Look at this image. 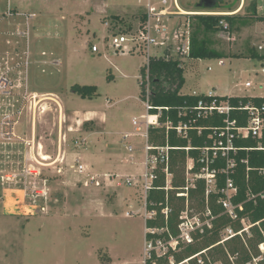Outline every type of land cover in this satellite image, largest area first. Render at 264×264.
<instances>
[{"label": "rangeland", "instance_id": "374dc122", "mask_svg": "<svg viewBox=\"0 0 264 264\" xmlns=\"http://www.w3.org/2000/svg\"><path fill=\"white\" fill-rule=\"evenodd\" d=\"M199 1L168 0V5L190 12ZM253 1L222 0L221 7L213 11L232 9L234 14H244L252 10ZM148 2L160 4V0H0V65L8 60L7 74L13 73L16 85L18 69L11 58L15 53L19 58L26 46L29 57L27 83L13 89L14 99L0 100V112L7 104H16L7 105L22 110L16 134L34 143L33 158L28 160L22 157L21 139L12 147H0V264H144L146 195L138 182L144 169V138H136L138 131L132 121L146 112L139 85L146 55L116 50L107 37L128 26L135 29ZM256 4L257 12L264 16V0ZM8 7L17 14L5 15ZM25 13H34L27 25ZM114 13H125L123 21L111 23L108 15ZM178 16L170 14L169 24L186 17ZM187 16L193 26L195 18ZM16 30L26 33L17 35ZM220 31L205 37L221 54L230 44L235 54L249 55L252 49L264 53L263 22L236 20ZM91 44L99 51H91ZM175 50L173 44L172 56H177ZM150 53L163 54V47H153ZM178 57L184 76L181 93L212 90L219 96L264 95V60L229 54ZM247 81L251 86L245 88ZM73 84L95 85L97 93L83 98L71 91ZM24 91L29 92L28 98L22 96ZM34 91L45 94L36 106L30 97ZM95 109L104 113V130L94 129L95 119L78 125L75 111ZM124 133L131 134L124 139ZM129 144L136 149L129 151ZM97 149L107 150L112 163L81 158L83 152L92 155ZM40 151L47 154L48 165L35 162ZM128 154L136 159L121 161ZM26 166L37 174L26 173L22 180L6 177ZM128 175L134 176L131 184L125 181ZM42 187L43 194H37ZM9 209L17 212L8 214ZM192 212L202 216L195 207Z\"/></svg>", "mask_w": 264, "mask_h": 264}, {"label": "built area", "instance_id": "2783aa9c", "mask_svg": "<svg viewBox=\"0 0 264 264\" xmlns=\"http://www.w3.org/2000/svg\"><path fill=\"white\" fill-rule=\"evenodd\" d=\"M173 7L168 5V0H160V4L158 6H154L151 3H146L145 5V20L138 23V26L135 29H130L128 31H116L110 34L108 40L110 41L109 46L113 47L116 50H121L122 52H132L138 53L142 52L146 55V61L149 56H152L150 53V49L153 47H163V54L173 55L171 54L172 45L176 44L177 56L186 57L190 52L191 47V34H192V23L191 20L188 19V14H221L228 13L232 14L233 12H219V11H190L186 12L179 8L172 9ZM173 10V11H171ZM12 9L8 7L5 15H11ZM170 14L178 15H186L182 20L178 19V23L169 24ZM34 13H25L24 14V23L27 25L29 18L33 17ZM179 17V16H178ZM173 18V17H172ZM223 28L227 29L228 25L225 22H221ZM106 26L109 25L108 22L104 23ZM17 31V30H16ZM17 35H23L26 33H20L19 31L15 32ZM106 38V39H107ZM91 51L98 52L99 48L95 44H91ZM261 48V46L259 47ZM21 56L18 58V53L14 62L15 67L18 69L17 73V81L18 85L15 84V81L12 79L11 75H8L9 72L7 69L8 60H4V65H0V100H4V98L14 99L12 97L13 89L15 87H22L21 82L27 83V72L29 67V57H28V49L23 50ZM175 57V56H174ZM2 61V60H0ZM145 61V62H146ZM6 66V69L3 67ZM262 72H264V67L262 68ZM146 79L148 77L146 76ZM245 86H251V82H245ZM20 91V90H18ZM22 91V90H21ZM21 93V92H20ZM148 88H146V100L145 109L146 112L140 115L141 121H138L136 117H133V125H135V129L139 132L141 130L140 124L143 125V131L141 132V136L144 138L143 143V152H144V169L143 172L139 176L140 186L143 187V192L147 195L148 190L151 188L153 179L157 176V171L160 170L164 174V189L171 188V180L172 173L169 170V150L171 147L168 144L159 145L155 143L149 142V134L148 130L150 127L152 128H163L165 130V134L168 135L170 130H173L176 136L181 138H187L189 136V130H196L197 134H201L203 129L207 127H202L195 125L196 121L202 118H207L214 113L223 115L222 124L219 126H211L208 129L209 134L208 138L211 139L210 144H206L200 147H194L195 150H198L199 157V167L197 170H194V159L187 157L186 166H185V186L183 187V192L177 193L178 196H184L187 198L188 189L195 187V183L197 180L202 179L205 184V199H208V196L211 192H219L221 194L218 199V203H220L224 209V213L231 218L232 220L238 219L236 208H241L242 203L234 204L232 202V197L237 193V186L234 183L231 175L234 173L237 160L236 155L237 152L241 149H246L245 147H238L235 144L236 139L243 138H260L264 132V105H255L252 101H247L243 103L239 101L237 105H232L228 98H219V95H216L212 91L207 93H202L203 95L210 98V100L200 99L190 109L188 106H184L179 108L178 116L181 117L176 124H174L171 120H166L161 122L159 120L162 111L169 110L167 106H156L153 107L152 104L148 101ZM29 92L24 91L23 97H27ZM32 98L35 100L34 103L38 105L40 102L44 100L45 94H38L32 92L30 94ZM22 101L21 98H18ZM3 102V101H2ZM9 106H13L16 104H7ZM5 105V109L0 112V147H4L5 149L13 146V142L16 139H21V143L24 146V154L23 158L25 160L30 159V152H32L33 148V139H25L16 134V128L18 123L19 114H21V109H14L12 107H8ZM40 107V106H39ZM43 104H41V109ZM154 109L155 112L151 113L150 110ZM233 110L243 111L246 113V122L244 125H240L237 123V119L231 118V112ZM189 112H193L188 115ZM183 118H186L184 120ZM126 136V135H125ZM125 138V137H124ZM40 145H38L39 147ZM30 148V150L28 149ZM185 151H188L192 147L190 143L188 146L182 147ZM261 148V147H260ZM136 147H133L129 144L128 150L133 151ZM40 159H35L41 166L48 165L45 163L47 159V154H41L37 152ZM132 157V155H130ZM33 158V157H32ZM218 159L223 160V166L216 167L214 166ZM37 174V171L31 170L28 166L24 167L22 171L15 172L13 174L6 175L7 178H18L19 180L26 179L27 174ZM224 174L225 175V184L221 188H217V175ZM134 176H126V183L131 184ZM98 185V182H95ZM37 194L44 192L42 190L36 191ZM246 197L248 200H252L254 203L256 202V198H264V190L258 193H253L250 190L246 192ZM146 203V199H145ZM145 207V217L153 218L156 215L155 210H147ZM168 208L162 209V213L167 218ZM179 222L177 224L178 234L175 237L170 236L169 239H164L161 237L146 239L145 238V257L151 258L152 252L155 253L156 256H166L169 250L175 251L179 249L180 245H187L193 243V234L196 232L203 233L204 227H211V219L213 218L210 215V211L206 206L204 212H202V216L197 213L192 212V208L189 207L188 200L186 199L184 209L180 212ZM144 220V221H145ZM239 222L241 223L242 228L239 230H234L231 226H227L220 231V240L218 243H224L225 241L239 236L243 241H245V237L251 236V227L257 226L259 232L261 234L262 240L257 244L259 254L257 256H252L250 260L246 262V264H261L260 262L264 259V228L260 225V221H256L254 223L250 222L247 217H240ZM145 235L147 233L156 234L161 233L164 229L157 227H145ZM202 253L205 254V258L201 255V252L196 253L189 258L175 263L172 256H169L170 264H183L189 263L190 259H196L197 264H218L219 260H212L206 253V250H202ZM237 257V254L234 256L229 255L230 261L234 264V259ZM221 262V261H220ZM221 264V263H220Z\"/></svg>", "mask_w": 264, "mask_h": 264}, {"label": "trees", "instance_id": "16d2710c", "mask_svg": "<svg viewBox=\"0 0 264 264\" xmlns=\"http://www.w3.org/2000/svg\"><path fill=\"white\" fill-rule=\"evenodd\" d=\"M214 2L212 8L205 6V1H199L196 3L197 9L195 11H213V8L221 7L222 0H210ZM257 0L252 2V10L245 12L244 14H194L195 18L194 29L191 34V47L190 52L186 56L187 58H220L223 54L209 46V40L205 35L208 32L223 30L221 22H225L228 28L232 27L236 20H255L264 22V16L259 14L256 10ZM230 7V6H228ZM232 9L223 10L230 12ZM219 11L220 10H215ZM111 23L122 22L123 17L120 15H110ZM139 22L145 20V13L142 12L138 15ZM131 27L123 29L122 31H128ZM242 56V55H237ZM250 57H257L260 60H264V53L258 54L255 50L249 53ZM146 76L148 79H146ZM184 84L182 60L178 56H171L165 54L149 56L143 66L140 67L139 85L141 87L140 96L143 100H146V88H148V101L153 107L167 106L169 110H163L159 118L161 122L171 120L176 124L181 117L178 116L179 108L184 106L192 107L196 105L198 100H210L209 97L202 93H181L180 89ZM71 91L77 93L81 97L91 98L96 95L97 87L95 85H79L73 84ZM219 98H228L232 105H237L239 101L243 103L252 101L253 104L259 106L264 105V96H220ZM151 113L155 110L152 108ZM193 112L188 111V115ZM231 118L237 119V123L244 125L246 122V113L243 111L233 110L231 112ZM186 120V118H183ZM223 115L214 113L213 115L202 118L196 121L195 125L207 127L203 129L201 134H197L196 130H189V136L187 138H181L176 136L173 130L165 134L163 128H152L148 130L149 142L165 145L168 144L171 147L169 150V170L172 173L171 188L164 189V174L158 170L157 176L153 179L151 188L146 195V209L155 210L156 215L153 218H147L145 220V227H157L163 228L161 233L145 235L146 239H152L161 237L169 239L170 236L175 237L178 234L177 224L179 222V214L184 209L186 199L188 200L189 207L197 208L199 211L204 212L206 206L210 211L211 227H204V232H196L193 234V243L187 245H180L179 249L172 251L171 249L166 256H156L152 252L151 258H147L144 264H170L169 256H172L175 263H179L190 256L201 252L203 258L205 254L202 250H206L207 255L212 260H219L221 264H233L229 255L237 257L234 259V264H246L252 256H257L259 250L257 244L262 240L261 234L257 226L251 227V236L245 237L243 241L239 236H235L223 244L218 243L220 240V231L231 226L234 230L242 228L239 222L240 217H247L250 222L254 223L260 221V225L264 228V198L257 197L256 202L248 200L246 192L250 190L253 193H258L264 190V132L260 138H243L236 139L235 144L238 147H245L237 152L236 160L237 165L234 173L231 177L237 186V193L232 197L234 204L242 203L241 208H236L238 219L232 220L225 213L222 205L218 203L219 192H211L208 199H205V184L202 179H199L195 183V187L188 189V196H178L177 193L183 192L185 186V166L187 157L193 158L194 170L199 167L198 157L199 152L194 147L204 146L211 143V139L208 138L209 127L219 126L222 124ZM192 147L188 151H185L182 147ZM261 147V148H260ZM216 167L223 166V160L218 159L215 163ZM225 184V175H217V188H221ZM168 208L167 218L162 213V209ZM190 264H197L196 259H190ZM264 264V259L260 262Z\"/></svg>", "mask_w": 264, "mask_h": 264}, {"label": "crops", "instance_id": "0c3cea01", "mask_svg": "<svg viewBox=\"0 0 264 264\" xmlns=\"http://www.w3.org/2000/svg\"><path fill=\"white\" fill-rule=\"evenodd\" d=\"M242 7V4L240 5V8ZM12 13L13 14H17V10L16 9H13L12 8ZM134 12H136V11H134ZM133 12V13H134ZM115 15H120V16H122L123 17V15L125 14V13H114ZM114 14H111V15H114ZM109 16V15H108ZM31 19V18H30ZM30 19L28 20V22L30 21ZM263 24H264V22H263ZM213 33H216V34H218V33H221L222 31H220V30H218V31H212ZM220 35V34H219ZM227 39H230L229 38V36L227 37ZM233 39V38H232ZM258 47H260V46H258ZM231 48V49H230ZM233 47H232V45L230 44L229 46H228V50H227V52L226 53H223V55L222 56H224V55H226V54H229V55H234V56H237L238 54H235L234 52H233V49H232ZM230 49V50H229ZM259 49H262V46H261V48H259ZM253 51L255 50V49H252ZM251 50V51H252ZM258 54H262V53H260V52H258L257 50H255ZM242 56H249V55H242ZM218 63H221L222 64V62H221V60H219V62ZM264 73V72H263ZM244 87L245 88H248V87H246L245 86V84H244ZM250 87V86H249ZM209 91H212V90H209ZM208 91V92H209ZM35 93H37L36 91H34ZM213 93H215L214 91H212ZM43 93V92H42ZM41 93V94H42ZM45 93V92H44ZM47 93H49V92H47ZM202 93V92H201ZM39 94V93H38ZM192 94H198L197 92H195V91H193L192 92ZM216 94V93H215ZM217 95V94H216ZM245 95H247V96H264L263 94H259V95H248L247 93L245 94ZM222 96H224V95H222ZM225 96H244V95H238V94H233V95H225ZM74 114L76 115V116H79V119H78V125H80L81 126V123H83V120L85 121V120H91V119H95L94 121H95V125H94V129H101V130H104V127H105V121H106V119H105V116H104V113H103V111H101V110H99V109H95V110H87L86 112H82V111H75L74 112ZM94 117V118H93ZM134 117H136L137 118V120L138 119H141L140 118V116H134ZM142 120V119H141ZM133 124V123H132ZM104 125V126H103ZM140 126H141V130L139 131V132H137L136 133V138H142V136H141V132L143 131V125H141L140 124ZM71 129H73V128H71L70 127V130ZM76 129H79V127H77ZM82 129L80 128V131H81ZM77 131V130H76ZM131 133H124L123 134V138L124 139H126V137H128L129 135H130ZM126 135V136H125ZM140 138V139H141ZM138 149V148H137ZM98 151V152H97ZM97 151L95 152V153H93L92 155L91 154H89L88 152H83L82 153V156H81V158L83 159V160H87L88 162L89 161H91V162H96V164H99V162H106V163H108V164H110V163H112V160H113V157L112 156H110V153H108V152H103V151H99L98 149H97ZM95 157H94V156ZM126 157H131L130 156V154H128V156H124L122 159H121V161H123V162H128L129 160L126 158ZM131 158H134V159H136L135 158V156H133V157H131ZM138 160V159H137ZM137 160H134V162H138V163H141L140 161H137ZM14 212H17L16 210H13L12 211V209H9L8 211H7V213L8 214H14ZM145 223V222H144ZM144 226H145V224H144ZM145 227H144V233H145Z\"/></svg>", "mask_w": 264, "mask_h": 264}, {"label": "water", "instance_id": "95a60500", "mask_svg": "<svg viewBox=\"0 0 264 264\" xmlns=\"http://www.w3.org/2000/svg\"><path fill=\"white\" fill-rule=\"evenodd\" d=\"M202 2L203 1H205L206 3H205V6L207 7V8H212L213 7V5H214V2H212V1H210V0H201Z\"/></svg>", "mask_w": 264, "mask_h": 264}, {"label": "bare ground", "instance_id": "6f19581e", "mask_svg": "<svg viewBox=\"0 0 264 264\" xmlns=\"http://www.w3.org/2000/svg\"><path fill=\"white\" fill-rule=\"evenodd\" d=\"M47 158V157H46Z\"/></svg>", "mask_w": 264, "mask_h": 264}]
</instances>
